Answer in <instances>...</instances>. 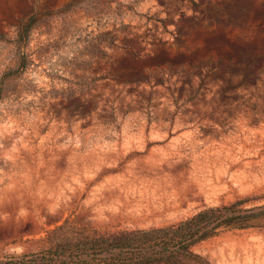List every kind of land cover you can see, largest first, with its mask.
<instances>
[{"label":"rangeland","instance_id":"rangeland-1","mask_svg":"<svg viewBox=\"0 0 264 264\" xmlns=\"http://www.w3.org/2000/svg\"><path fill=\"white\" fill-rule=\"evenodd\" d=\"M0 264H264V0H0Z\"/></svg>","mask_w":264,"mask_h":264},{"label":"trees","instance_id":"trees-1","mask_svg":"<svg viewBox=\"0 0 264 264\" xmlns=\"http://www.w3.org/2000/svg\"><path fill=\"white\" fill-rule=\"evenodd\" d=\"M241 203L206 207L176 225L161 228V231L177 242L172 247L175 252H188L192 244L215 235L220 227L246 228L253 219L260 217L261 212H254V207L242 208ZM168 252L169 249L160 248L158 254L166 255ZM139 261L146 262L143 256Z\"/></svg>","mask_w":264,"mask_h":264}]
</instances>
